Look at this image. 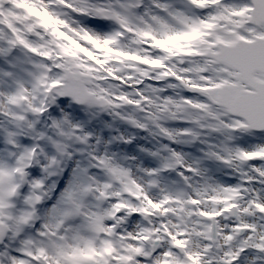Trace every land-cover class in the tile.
Here are the masks:
<instances>
[{
  "label": "snow or ice",
  "instance_id": "6c2138e0",
  "mask_svg": "<svg viewBox=\"0 0 264 264\" xmlns=\"http://www.w3.org/2000/svg\"><path fill=\"white\" fill-rule=\"evenodd\" d=\"M0 264H264V0H0Z\"/></svg>",
  "mask_w": 264,
  "mask_h": 264
}]
</instances>
